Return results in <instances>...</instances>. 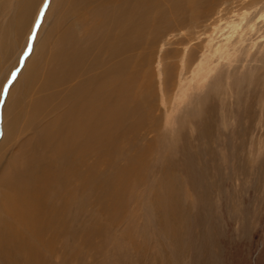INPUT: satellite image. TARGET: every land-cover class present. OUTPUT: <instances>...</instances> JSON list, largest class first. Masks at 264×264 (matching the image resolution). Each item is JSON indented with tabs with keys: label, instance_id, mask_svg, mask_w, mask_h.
<instances>
[{
	"label": "rangeland",
	"instance_id": "rangeland-1",
	"mask_svg": "<svg viewBox=\"0 0 264 264\" xmlns=\"http://www.w3.org/2000/svg\"><path fill=\"white\" fill-rule=\"evenodd\" d=\"M144 1L130 23L141 27L131 37L129 96L116 99L121 107L113 100V127H100L83 164L70 153L82 176L74 177L54 144L67 132L54 124L65 116L68 83L61 78L42 120L30 81L52 67L68 29L98 49L114 21L80 13L81 0H50L34 36L46 0H24L32 14L21 29L10 22L20 0H0V29L9 31L0 36V202L9 204L0 207V264H264V0ZM32 58L33 76L25 73ZM63 178L72 180L65 206L55 197ZM48 179L51 223L17 222L8 198L35 194ZM7 224L17 241L6 242ZM19 240L33 256L16 253Z\"/></svg>",
	"mask_w": 264,
	"mask_h": 264
},
{
	"label": "bare ground",
	"instance_id": "bare-ground-1",
	"mask_svg": "<svg viewBox=\"0 0 264 264\" xmlns=\"http://www.w3.org/2000/svg\"><path fill=\"white\" fill-rule=\"evenodd\" d=\"M81 1H83L82 3H84V5L86 4L85 7H84V5H81V4H80V7H78L76 4H74V6H73V7H75V9L78 8V11L80 13H84V12L90 13L91 12L94 15V12H95L99 15V17L103 16L106 20H110V21H108L110 23V25H112V21H114L113 26H112L113 29H112V27L111 28L109 27L110 25L107 26L110 29L109 28L104 29L105 31L102 34L103 35L102 37H104V36H106V37L103 38L104 40L102 39L103 41H102L101 47L97 49L96 44L95 45L90 44V45L84 46V47L81 46L82 43H79V40H76L73 33L68 29L65 36H64L63 41L61 42L62 43L61 46H63V49L61 51L59 50L60 52H59L58 56H56L54 58L52 57L50 60V66H52V67L50 69H49V67L44 69V66H43V70H40V73H38L34 77V83L26 78L25 82H24L25 86L23 85L22 88H19L20 89L19 93L22 90L24 91L23 88L28 86V85L26 86L27 81H30V86H31V89L33 90V97L31 96V102L33 103V106L36 108V109L34 108L35 113L37 111L36 115L41 118V117L48 116L51 114V112H53V109L56 105V103H55L56 99L54 100V97L56 96V94H58L57 92H59V90H61L63 88V84H61V83L63 82V80L66 79V82L68 83V86H67L68 92L66 93L67 98L64 97L65 98L64 101L63 100L60 101V102H62V101L64 102L63 105H65V107H66V113H65V116L61 117V120L56 122L54 125L57 124V127H62V128L66 127L67 129H65V130L67 132L64 133L65 136L60 134V137L61 136L65 137L64 140H63V138L59 139L58 140L59 144L57 143V141L54 142V144L56 146V149H57V146H58V148L60 147V151H61L60 153H66V156L64 157V159L67 160L70 164H69V166H67L65 168V170L69 174H71L73 176L75 175L76 177L77 176L82 177V176L79 175L80 171H79V168L77 167V165H78L77 162H75L76 166H74V160L73 159L76 160V158H74V157L78 156V158H79L78 160L80 162H82V160H81L82 156L86 153V156H84V157H87L88 153L90 152L89 150H93V148H91V147L94 146V148H95L96 146H99L97 144V142L99 141L100 134L103 132V131L102 132L100 131L101 130L100 127H103V128L104 127H113V125L111 126L110 125L111 123L109 124V122L112 119L113 111L115 112L116 102L118 101L116 99H121L120 101L122 102L123 100H126L129 96L130 85H131V79H130V75H129V71H128V65H129L130 60H131L130 51H131V49L136 48V46H137V44H135V41L133 42V38H131V37L134 36L135 29H140V27H141L140 24H138V25L136 24L137 26H131V25H133V22H132V20L134 18L133 16L137 12L139 14H142L144 4H145L144 0H108L109 3L107 1L108 5L107 4L106 5L110 6L112 3L114 6V7L110 8L113 12L112 13V12H107V10H106V8H107V6L105 5L106 0H97V1L96 0H81ZM49 2H50V0H46L45 6L43 7L40 14H38L39 17L37 18V23L34 25V28H35L34 29L35 31L33 33L34 36H35V33L37 32L38 27L42 21L45 9H46L47 5H49ZM134 2H135V4H134ZM29 4H30V2H28L26 4V3H24V0H20L17 10L14 11L16 13V15L11 17V19H10L11 24H14L16 27L21 29V27L25 25V22H26V24L28 23V20H30V17L32 14L31 13L32 8L29 7ZM103 4L106 6L105 9H104ZM72 11H73V9H72ZM114 12L116 14H114ZM112 15H116V17H114ZM95 17H97V16L95 15ZM130 23H131V25H130ZM230 26H232V25H230ZM103 27H104V25L102 26V28ZM130 27H132V28H130ZM121 28H123L124 31ZM15 31H16V29H15ZM112 31H116L117 35L111 36ZM129 31H130V33H132V32L133 33L130 34ZM0 33H1L0 36H2L1 39L3 41H4V38L7 35H9V31H7V29H5L4 27L2 29H0ZM100 34H101V32H100ZM10 38H9V40H11ZM135 38L136 37H134V39ZM32 39H33V37H32ZM6 40H7V37H6ZM100 41H101V39H100ZM100 43H98V44H100ZM1 46L2 45H0V47ZM12 47H13V45H12ZM58 47H60V46H58ZM15 50H16V48H15ZM103 53H106L105 55H108V57L110 58L108 61L102 60V54ZM46 65H48V64H46ZM35 68H36V66H35L33 58H32L26 66L25 73L33 76L35 73H33L31 71H35ZM61 78H63V80H61ZM73 80L76 81L77 83L73 84L74 83V82H72ZM19 81H20V79H19ZM19 81H16V82H18L17 87L20 86L21 81L20 82ZM64 83H65V81H64ZM27 88H29V87H27ZM27 91H28V89H27ZM30 92L32 93V91H30ZM35 94H37V96ZM66 94H65V96H66ZM18 98L19 97H17L16 99H18ZM9 99H11V98H9ZM114 99L116 100V102H115V106L113 107L112 103H113ZM20 101H21V99L19 98V100L15 101V105L19 104ZM27 102L29 103V101H27ZM22 103L20 102V104H22ZM120 103L118 101L117 106ZM15 105L10 104L9 109L7 110V114H6L7 117L6 118H7L8 123L11 121L8 117H9V115H12L13 108H15ZM25 105L26 104L24 102V106ZM29 106H26L28 108V110L30 108ZM58 107H57V109H58ZM117 109H119V108H117ZM117 109H116V111H117ZM30 110H32V108H30ZM120 113H122V112H120ZM3 116L5 117L4 112H3ZM6 118H5V120H6ZM58 118H60V116ZM2 119L4 120V118H2ZM56 120H57V118H56ZM112 124H114V123H112ZM104 133L106 134V132H104ZM38 139H39V137H38ZM42 139H40L39 141H41ZM62 141H64L63 142L64 145H63ZM100 141H102V140H100ZM101 143L102 142H100L99 144H101ZM56 144H58V145H56ZM88 148H89V150H87ZM96 148H98V147H96ZM62 150H64V152H62ZM56 151H57V153H59L58 150H56ZM96 151H98V149ZM67 152L69 153L68 155H67ZM70 153H75L76 156L73 154L74 156L72 157V155ZM94 153H96V152L94 151ZM60 156H62V154H60ZM80 157H81V159H80ZM88 158H89V156H88ZM63 163H65V162H63ZM83 163H84V161L82 162V164ZM51 169H52V167H51ZM52 170H50V171H52ZM60 170H62V169H60ZM13 171H14V169H13ZM18 171H19V169H18ZM15 172H16V169H15ZM61 172L63 173V170ZM9 174H11V173H9ZM52 174H53V172H52ZM38 175L40 176L41 174H38ZM49 175H50V173H49ZM54 175H55V172H54ZM32 176H33V174H32ZM46 176L47 175H45V177ZM56 177H57V174H56ZM42 178H43V176H42ZM47 178H49V177H47ZM50 178H51V176H50ZM59 178H60V176H59ZM68 178H69V176H68ZM63 179L64 180L55 179L54 181L56 184L53 183L52 180L48 179L47 180L48 182L47 181L44 182V184L42 186V190L35 188V192H36V193L34 192L35 194H31L28 196H16V197L13 196L11 198H8V202L11 203L10 205H13L11 207L12 210L9 209V211H11L13 213L11 215H14L16 217L17 222L24 223V226H26V227H27V225L29 226L30 221H33L35 223H39V226H40V222L50 224L52 221V217L54 216L53 212H55V211H52V207L50 206V204L47 203V199L50 198V196H51V195L49 196V191L52 192L50 189L52 188L53 184L57 185L59 188H62V191H60L58 193V196H55L58 198L59 202H62L64 206L68 202V199L64 198L63 195H65L64 193H66V194L69 193V191H70L69 183L72 180L69 179V181H68V179H66V178H63ZM13 185L15 186L17 184L14 183ZM72 190L73 189H71V191ZM4 196L6 197L7 194L5 193ZM3 203L6 204L5 198H4L3 202L2 201L0 202V207L3 206L4 208L5 207L8 208L9 204L3 205ZM69 207L70 206H68V208ZM54 210H56V209L54 208ZM66 210L67 209H65V211ZM57 212H58V210H57ZM63 214L65 216V213H63ZM60 216H62V215H60ZM5 218H6V216H5ZM62 219H63V217H62ZM59 221H60V219H59ZM8 225L9 224H7V227H4V229L7 231L6 239H5L6 242L12 240V238H15V240L17 241L20 238L18 235H16L18 229L16 227L10 229V226L8 227ZM62 225H64V224H62ZM58 228H59V226H58ZM37 230L38 229H36L35 231H37ZM42 231H43V229H42ZM3 232H4V230H3ZM56 234H58V233H56ZM61 236H63V235H61ZM0 237H2V240H3V235H2L1 230H0ZM49 238H48V240H49ZM44 243H46V242H44ZM15 245L17 247L16 253H18L19 255L20 254H22V255L30 254L33 256V252H36V251H32L33 249L30 246V243H28L25 240H23V241L19 240ZM6 247H8V246H6ZM49 248H51V247H49ZM34 255H35V253H34ZM0 256H2V255L0 254ZM17 257H18V255H17ZM12 258H14V256ZM19 259H20V257H19Z\"/></svg>",
	"mask_w": 264,
	"mask_h": 264
}]
</instances>
